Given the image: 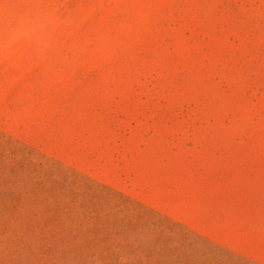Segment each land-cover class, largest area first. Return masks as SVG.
<instances>
[{"label":"rangeland","instance_id":"374dc122","mask_svg":"<svg viewBox=\"0 0 264 264\" xmlns=\"http://www.w3.org/2000/svg\"><path fill=\"white\" fill-rule=\"evenodd\" d=\"M0 264H264V0H0Z\"/></svg>","mask_w":264,"mask_h":264}]
</instances>
